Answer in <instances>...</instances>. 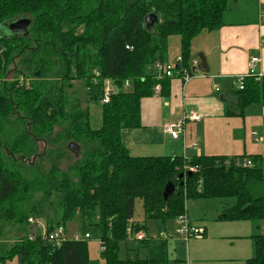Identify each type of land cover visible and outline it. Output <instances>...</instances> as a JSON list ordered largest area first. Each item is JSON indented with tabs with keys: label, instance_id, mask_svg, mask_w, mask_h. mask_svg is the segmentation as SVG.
<instances>
[{
	"label": "trees",
	"instance_id": "obj_1",
	"mask_svg": "<svg viewBox=\"0 0 264 264\" xmlns=\"http://www.w3.org/2000/svg\"><path fill=\"white\" fill-rule=\"evenodd\" d=\"M232 2L0 0V218L26 227L29 217L41 218L49 231L79 219L84 235L100 233L105 264L173 262V241L151 238L128 248V231H147L146 223H131L136 201L142 203L146 222L175 221L187 213L188 201L200 199L236 200L220 221H264L262 155L134 157L121 137L123 130L142 126V101L156 94V85L162 87L159 95L170 93L175 77L158 79L154 71L155 63L167 62L169 39L180 36L182 68H190L193 40L204 30L226 26ZM152 13L161 22L148 31L144 21ZM25 16L32 19L28 32L10 33L7 25ZM11 71L15 80L9 82ZM105 79L119 90L102 106L101 127L93 129L89 109L75 95L71 99L69 90L83 82L87 101L101 103ZM126 81L129 92L123 91ZM233 96L236 103L227 106V116L243 117L250 106L264 107V76L244 79L243 90L238 87ZM58 128L63 131L55 135ZM58 141H66V149L70 143L79 145L81 157L62 170L67 151H51V168L41 176L31 159L39 156L40 142ZM244 159L251 165L236 166V160ZM24 172L34 173L35 179ZM38 193L39 200L29 204ZM257 225L251 237L254 256L247 264H264V234ZM31 233L27 230L0 262L96 264L88 240L69 239L58 248L29 240ZM123 245L125 257L120 256Z\"/></svg>",
	"mask_w": 264,
	"mask_h": 264
},
{
	"label": "crops",
	"instance_id": "obj_2",
	"mask_svg": "<svg viewBox=\"0 0 264 264\" xmlns=\"http://www.w3.org/2000/svg\"><path fill=\"white\" fill-rule=\"evenodd\" d=\"M247 1L253 4L251 11L246 10ZM228 14L247 18L226 21L219 30H204L192 43V61L203 55L209 73L199 72L187 83L175 78L168 96L155 94L142 101V126L123 130L121 136L132 156L264 157V107L250 106L243 117L226 115L227 106L236 103L237 79L246 75L252 57H260L259 71L264 75V0H233ZM179 56L166 61L176 64ZM191 112L201 120L188 122L177 139L165 133L167 124ZM228 207H218L211 218L194 223L204 234L189 241L187 264H246L254 256L251 237L256 232L250 221L217 220Z\"/></svg>",
	"mask_w": 264,
	"mask_h": 264
},
{
	"label": "rangeland",
	"instance_id": "obj_3",
	"mask_svg": "<svg viewBox=\"0 0 264 264\" xmlns=\"http://www.w3.org/2000/svg\"><path fill=\"white\" fill-rule=\"evenodd\" d=\"M245 4L247 7L246 10L251 11L253 4L249 1H247ZM246 18L247 15H241V16L240 15L236 16L233 14L226 15L227 22L242 21L245 20ZM179 54H181V38L180 36H173L169 39L167 58L171 60ZM14 75L15 74L13 71L9 73L8 75L9 82L15 80ZM236 86L238 85L236 84ZM113 87L114 89H116V92L119 90V88L115 87L114 85ZM130 87L124 86L123 91L124 92L131 91ZM74 90H78V91L73 94ZM74 95L75 97L81 100L83 108L87 107L89 109L91 127L93 129H99L102 125L103 105L100 102L87 101V99L85 98L86 94H85V88L83 82H76L74 84V89L69 90V96L71 99H74ZM13 121H15V118H13ZM17 124L21 125L22 121L18 122ZM62 131H63L62 128H58L55 131V135ZM55 135L53 136L54 138H56ZM66 146H67L66 141H58L56 143H48V142L39 143V148H38L39 156L32 157L31 160H33L34 163L37 164V166L35 164L34 165L35 168L40 171L41 176L46 175L51 168L50 161L48 158V156H50L49 154L51 151L54 152V155H56V153L58 152L61 153L62 151H67V155H69V158L61 160L60 168L62 170H66L70 165H72L77 159L81 157L80 151L78 154H74L70 150L66 149ZM24 176L27 179L34 180L36 175L31 172L28 173L24 172ZM39 198H40V193H38L33 199H31L29 201V204L35 203L34 201H38ZM234 205H236L235 199L222 200V202L220 200H203V199L190 200L186 204L187 217L193 224L202 223L205 222L206 219L205 217L211 218L212 214L216 213L218 207H223V206L232 207ZM219 217L217 218V220L219 219ZM131 223L132 224L146 223L147 231H144V233L146 234L147 237H159V235L161 233H164L166 230L172 232L176 227L175 221H169L167 224H163L160 221L146 222L144 217L143 206L140 201H136L134 218H133V222ZM249 223L253 225L254 229L255 226L258 224L257 226H259L260 228L259 232L261 234H264V221L258 222L257 224L254 222H249ZM27 230H30V228L28 226L26 227L24 223H19L16 221L0 218V256H4L6 253L10 252L11 247L16 245L18 240L25 236ZM66 230H67V238L74 239L76 236L82 237L84 235L83 233L84 231L81 227V222L79 221V219H76L75 221L68 223L66 225ZM254 231L257 232L256 229ZM89 232L91 233V239L88 240L90 260L91 262H94L96 264H105V260L101 254L102 250H101L100 233L95 231L93 232L89 231ZM139 243L140 242L135 241L134 238H130V240L127 242V246L128 248H135L139 245ZM189 247H190L189 243L186 244L182 242H174V241L171 242L169 245V253H170L169 256L173 261L172 264H187L189 262V250H190ZM125 254H126V245H123L121 248L120 256L125 257ZM174 260L175 261L179 260L180 262H174ZM6 264H17V259H14L12 263L11 261H9Z\"/></svg>",
	"mask_w": 264,
	"mask_h": 264
},
{
	"label": "built area",
	"instance_id": "obj_4",
	"mask_svg": "<svg viewBox=\"0 0 264 264\" xmlns=\"http://www.w3.org/2000/svg\"><path fill=\"white\" fill-rule=\"evenodd\" d=\"M264 20V17L262 18ZM183 59L181 56L177 57L176 64H171L167 62H157L154 65V71L158 79L164 78H172L178 77L182 79L185 83L189 82L196 74L193 73L192 68H196L199 66L200 60L192 61V66L190 68H182ZM261 63L260 57H252L248 63V72L246 75L240 76L237 79V85L240 90H243V81L244 79L251 77L256 79L257 81L263 78V73L259 71V66ZM23 83V80H20V84ZM125 86L129 87L130 82L126 81ZM89 90V89H88ZM116 89L113 87V83L111 79H105L103 81V89H102V98L101 104L107 105L111 101V96L115 93ZM162 91V87L160 84L156 85L155 93L159 95ZM201 120V116L191 112L189 114H184L179 120L167 124L165 126V133L173 137L174 139L179 138V136L185 132V128L188 122H198ZM236 166H250L251 161L248 159L244 160H236ZM191 172H195V168L189 169ZM28 225L30 229H32V233L29 235L28 239L31 241L41 239L43 241L49 242L53 244L55 247L60 248L63 243H65L69 238H67V230L65 226L57 225L55 226L53 231L48 230V226L46 223L37 217H29ZM129 237L134 238L135 241H144L148 239L155 240H163V241H180L182 243L188 244L192 238L202 237L204 232L201 228L191 223L189 218L187 217V213L183 214L176 220V228L172 232L165 231L161 233L159 237H147L144 232H139L136 235H132L130 231H128ZM76 240L83 239L89 240L91 239L90 233H86L84 236L79 237L76 236L74 238Z\"/></svg>",
	"mask_w": 264,
	"mask_h": 264
},
{
	"label": "water",
	"instance_id": "obj_5",
	"mask_svg": "<svg viewBox=\"0 0 264 264\" xmlns=\"http://www.w3.org/2000/svg\"><path fill=\"white\" fill-rule=\"evenodd\" d=\"M160 17L155 13L149 14L144 21L145 28L148 31H153L155 26L160 23ZM32 26V19L28 16L22 17L14 22H11L7 25L9 32L13 34L27 33L29 28ZM200 65L196 68H193V73L197 74L199 72L209 73V67L206 62V58L203 55L199 56ZM68 149L74 154H78L80 151L79 145L76 143H70Z\"/></svg>",
	"mask_w": 264,
	"mask_h": 264
}]
</instances>
